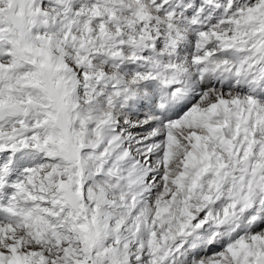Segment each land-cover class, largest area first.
I'll return each instance as SVG.
<instances>
[{"label":"snow or ice","instance_id":"obj_1","mask_svg":"<svg viewBox=\"0 0 264 264\" xmlns=\"http://www.w3.org/2000/svg\"><path fill=\"white\" fill-rule=\"evenodd\" d=\"M0 264H264V0H0Z\"/></svg>","mask_w":264,"mask_h":264}]
</instances>
